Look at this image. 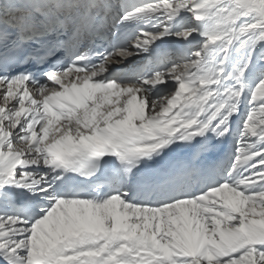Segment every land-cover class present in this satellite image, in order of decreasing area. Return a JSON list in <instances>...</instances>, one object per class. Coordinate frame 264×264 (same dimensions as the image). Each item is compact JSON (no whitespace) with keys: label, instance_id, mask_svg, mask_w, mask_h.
I'll list each match as a JSON object with an SVG mask.
<instances>
[{"label":"snow or ice","instance_id":"snow-or-ice-1","mask_svg":"<svg viewBox=\"0 0 264 264\" xmlns=\"http://www.w3.org/2000/svg\"><path fill=\"white\" fill-rule=\"evenodd\" d=\"M0 264H264V0H0Z\"/></svg>","mask_w":264,"mask_h":264}]
</instances>
